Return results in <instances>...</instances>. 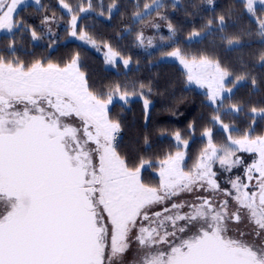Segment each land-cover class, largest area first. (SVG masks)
Instances as JSON below:
<instances>
[{
	"label": "snow or ice",
	"instance_id": "snow-or-ice-1",
	"mask_svg": "<svg viewBox=\"0 0 264 264\" xmlns=\"http://www.w3.org/2000/svg\"><path fill=\"white\" fill-rule=\"evenodd\" d=\"M59 3L71 17L68 36L95 47L87 26L78 23L80 14L92 10V0L87 7L82 0L78 12L65 0ZM239 3L241 15L254 17L257 34L264 37V0ZM35 4L43 8L41 0ZM21 5L25 0H0V32L8 41H0V264H264V134L252 135L256 117L264 119V107L250 108L253 123L242 133L223 119L244 112L242 104L226 107L225 101L232 100L247 76L231 80L229 69L206 54L188 57L180 48L166 53L187 69L190 83L207 86L215 114L192 166L186 167L185 151L167 154L159 161V185L153 187L141 176L149 162L133 165L121 153L122 121L109 114L117 96L127 104L136 93L122 91L119 84L107 92L93 91L79 53L63 65L44 57L25 62L22 52L31 55L22 49L25 37H51L52 48L58 34L50 27L54 16L43 15L39 28L18 19ZM134 7V22L154 11L158 19L166 18L159 11L165 8L162 0L144 3L143 10L136 0ZM100 8L103 16V4ZM114 9H119L117 0L108 5L109 17ZM233 14L228 8L227 15L209 19L207 27L215 23L224 32ZM168 30L171 39L176 33L171 23ZM201 35L193 31L188 39ZM143 36L141 31L136 37L141 45ZM221 39L229 48L240 44L236 37ZM104 47L105 63L115 67L119 53L109 44ZM121 59L128 67L130 59ZM251 83L257 85L255 77ZM149 103L144 99L146 112ZM215 126L225 134L221 144L214 141ZM189 127L194 131V125ZM175 139L188 148L179 132ZM240 153L254 159L246 164ZM217 164L221 173L244 170L229 175L230 187H222Z\"/></svg>",
	"mask_w": 264,
	"mask_h": 264
},
{
	"label": "trees",
	"instance_id": "trees-1",
	"mask_svg": "<svg viewBox=\"0 0 264 264\" xmlns=\"http://www.w3.org/2000/svg\"><path fill=\"white\" fill-rule=\"evenodd\" d=\"M180 1L182 4L189 3V7L179 6L173 0H162L165 8L159 11L163 14L173 11L184 17L197 13L200 17L196 19L195 29L187 27L184 29L181 26L182 32L174 39L171 47L180 48L188 57L206 54L213 59H219L222 66L232 73L231 80H235L238 75L247 76V79L234 89L232 100L225 101L226 107L229 103L242 104L244 112L223 117L225 123L234 122L242 133L253 123L250 118V108L264 107V64L260 62V57L264 54V37L257 34L258 25L254 17L241 15L243 5L239 0H214L213 5L210 6L207 0ZM65 2L78 12L82 0H65ZM111 3L112 0H92V10L80 14L78 23L80 27L87 26L88 34L96 41V45L109 44L112 48L119 49L123 42H127L128 37L135 34L138 25L145 24L156 12L154 11L143 21L134 22L131 17L132 13L138 10L134 7L136 0H117L119 9H114L109 17L107 8ZM139 3V10H143V4L151 3V0H139ZM174 3L176 7H173ZM41 4L43 8L28 5L22 8V12L28 9L39 12L35 13L38 16L36 20L41 19L44 14L54 16L58 42L49 48L51 37L32 41L31 37L27 36L21 45L22 49L31 55H24L22 52V59L30 63L33 59L44 57L63 65L73 55L79 53L81 70L87 74L89 86L93 91L107 92L119 84L122 91L135 92L133 98L129 97L127 104L123 101H114L109 108L110 116L122 121L120 151L129 157L131 164H139L143 159L149 164L142 171L148 172L153 169L154 165L167 154H174L182 148V144L175 140L177 132L181 134L182 139L189 141L188 148L191 151L201 147L204 141L202 135L204 129L213 127L210 121L215 114V106L210 104L205 92L188 86L187 74L177 62L158 60L159 53L132 54L128 67L117 63L116 68H107L102 56L94 49L68 38L66 28L67 21L71 17L60 5L59 0H41ZM101 4H103V16L99 15ZM203 4L207 5L200 9ZM83 6L87 7V0H83ZM228 8H232L234 14L228 20L224 32H220L215 23L209 29L208 20H215L221 14L227 15ZM260 14L258 12V15ZM179 19L178 17L176 20ZM36 23L37 21H34L30 24ZM192 30L201 32V37L186 39ZM5 35L0 34V41L7 44ZM222 36L239 38L240 44L235 48H229L227 39L222 40ZM253 77L257 80L255 87L251 83ZM144 99L150 102L147 112ZM184 110H188V113L184 117H179ZM245 113L249 115L246 116ZM190 125H194V131L190 129ZM253 126L255 129L253 135L264 134V119L256 117ZM221 133H223L222 129L215 126L214 136Z\"/></svg>",
	"mask_w": 264,
	"mask_h": 264
},
{
	"label": "rangeland",
	"instance_id": "rangeland-1",
	"mask_svg": "<svg viewBox=\"0 0 264 264\" xmlns=\"http://www.w3.org/2000/svg\"><path fill=\"white\" fill-rule=\"evenodd\" d=\"M176 4H178L179 6L182 5V6H188L189 7V3H185L180 1V0H173ZM28 5H33V6H36V7H39V5H36L35 4V0H25V5H21L19 8H18V12H17V18H24L28 21V23H33L34 21H37V23L35 24L37 26V28L40 27V23H41V19H37V15L35 13H39L37 11H30L29 9L28 10H24L22 12V8H24L25 6H28ZM207 5V4H203V6H201L200 9L204 8V6ZM210 6V5H209ZM260 6L257 5V8H259ZM44 15H48V14H44ZM49 17H51L50 15H48ZM164 16L166 17L165 19H158L157 18V13H155V15L151 18L148 19V21H144L146 22L145 24H140L141 26H137L136 28V32L133 36L131 37H128L127 38V42H123L119 49L117 48H112L114 51L118 52L119 53V56L116 58L117 59V63H121L122 65L123 64V60L121 59L124 58V59H130L131 58V55L132 54H148V55H151L154 53H159L158 55V60H165V61H174V62H177L183 69L184 71L186 72L187 74V69L184 68V66L180 63V61L177 59V58H174V57H167L166 56V53L168 52H171L172 50H174L173 47H171V44L173 43L174 39L176 37L179 36V34L182 32L181 31V26L182 28H188V29H195V26H196V19L200 17V14H189V16H180L179 14H177L176 12H170V13H167V14H164ZM178 17L180 18L179 20H176L178 19ZM142 22V23H144ZM153 22H155L156 24H158L159 26L158 27H153L152 24ZM171 23L175 30H176V33H175V36H173L171 39H168L170 37V33H169V30H168V24ZM51 29H52V33L56 34V29H57V26H56V23H53L50 25ZM143 32L144 36H143V39H144V43L143 45H141L139 43V41L136 39L137 37V34L139 32ZM195 31V30H192V32ZM0 34H6V33H3V32H0ZM191 34V33H190ZM190 34H188L186 36V39H188V37L190 36ZM161 37H164V39H161ZM68 38L70 39H73V40H76L78 41L79 43L89 47V48H92L94 49L97 53H99L103 60H104V65L107 67V68H116L117 64L115 67H113L112 65L110 64H106L105 63V53L107 52V48H105L104 46H99V45H96L95 47L91 44V43H85L84 41H81L79 39H77L76 37H69ZM151 40L152 41V44L151 46L149 45L148 41ZM187 82H188V86H193L194 88H196L197 90H200L202 92H205L207 94L208 92V89H207V86L201 88L199 85L195 84L194 82L190 83L187 79ZM134 96H132L133 98ZM114 101H120L118 96L114 99ZM111 105H109V108H110ZM188 113V110L187 111H182V113L180 114L179 117H184L185 114ZM240 133H233V135H239ZM121 135H122V132L120 134V137H119V143H120V140H121ZM253 135V134H252ZM255 136V135H253ZM224 137H225V134L224 133H221L220 135H215L214 136V141L215 143L217 144H221L224 140ZM204 138V141L201 145V147L199 148H195L193 152H191V149L187 148L185 149L183 144H182V148L180 149V151H185L186 152V167L190 166L191 164H193L196 156L199 154L200 150L204 147V145L207 143V138L206 137H203ZM176 140V139H175ZM191 152V153H190ZM243 153L239 154L241 155L242 157H245V155L247 154L248 156V161H251L254 159V157L251 155V154H248V153ZM192 155V157H191ZM246 158V157H245ZM155 167L153 169H151L154 173L156 174H159V163H157L156 165H154ZM146 167V165H145ZM143 181H147V179L143 178ZM151 182H155L154 180H150Z\"/></svg>",
	"mask_w": 264,
	"mask_h": 264
},
{
	"label": "flooded vegetation",
	"instance_id": "flooded-vegetation-1",
	"mask_svg": "<svg viewBox=\"0 0 264 264\" xmlns=\"http://www.w3.org/2000/svg\"><path fill=\"white\" fill-rule=\"evenodd\" d=\"M193 151H194V149H193ZM193 151H191V152H193ZM191 157H192V155H191ZM245 157H242L244 159L245 163L246 164H250L252 162V160L251 161H248L249 158H248L247 154L245 155ZM191 166H192V164L190 166H188L187 168H190ZM215 168L218 171V179H219V182L222 185V187H230V185H228L226 183V180H227V178H228L229 175H231L232 177H235L237 175H242L243 170H244L243 167H238V168L233 169L232 173L228 174V173H221L218 164L215 166ZM141 176H142V179L143 178L144 179L145 178L147 179V181H144L146 184H148L150 186H153V187L159 185V182H160L159 174L154 173L152 170H150L148 172L147 171H145V172L142 171L141 172ZM150 180H154L155 182H151ZM184 198L185 199H191L190 196H185ZM233 231H235V230H233ZM127 259L129 261H131V259H132V253L131 252L128 254Z\"/></svg>",
	"mask_w": 264,
	"mask_h": 264
}]
</instances>
